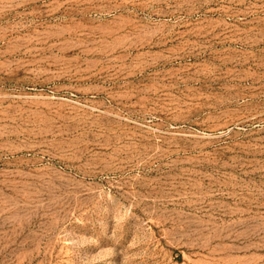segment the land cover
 Returning a JSON list of instances; mask_svg holds the SVG:
<instances>
[{
    "label": "rangeland",
    "instance_id": "1",
    "mask_svg": "<svg viewBox=\"0 0 264 264\" xmlns=\"http://www.w3.org/2000/svg\"><path fill=\"white\" fill-rule=\"evenodd\" d=\"M0 264H264V0H0Z\"/></svg>",
    "mask_w": 264,
    "mask_h": 264
}]
</instances>
